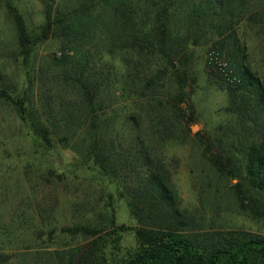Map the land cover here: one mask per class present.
Listing matches in <instances>:
<instances>
[{"label":"trees","instance_id":"16d2710c","mask_svg":"<svg viewBox=\"0 0 264 264\" xmlns=\"http://www.w3.org/2000/svg\"><path fill=\"white\" fill-rule=\"evenodd\" d=\"M16 3L3 5L18 80L0 74V105L22 125L32 155L56 147L75 154L58 178L82 183L87 176L109 188L95 186L93 203L77 206L63 231L91 242L114 227L116 240L131 232L137 247L122 264H264V235L214 229L181 207L167 155L185 143L193 113L181 105L190 100L192 53L206 47V68L228 104L213 134L199 140L211 171L203 183L227 188L226 196L214 194L219 207L224 197L264 223V81L241 39L247 30L264 35L261 0H40L35 28ZM49 40L59 55L40 62L37 51ZM210 53L226 66L209 64ZM118 201L133 227L116 225ZM93 257L86 252L73 264ZM7 259L0 253V263Z\"/></svg>","mask_w":264,"mask_h":264},{"label":"rangeland","instance_id":"374dc122","mask_svg":"<svg viewBox=\"0 0 264 264\" xmlns=\"http://www.w3.org/2000/svg\"><path fill=\"white\" fill-rule=\"evenodd\" d=\"M6 1H17L29 28H35L41 22L42 6L40 0H0V74L15 82L18 75L8 63L15 39L6 19L3 5ZM261 2L264 4V0ZM263 37V34L247 30L241 39L247 46L251 67L264 81ZM207 52L206 47H196L192 53L190 100L181 105L185 111L191 107L193 113L187 112L191 120L184 127L185 143L178 141L167 149L173 184L181 207L197 222L204 221L223 231L242 229L264 235V223L252 221L232 210L224 197L219 207L214 194L218 190L225 195L226 187L209 189L203 183L211 177V171L199 140L213 134L225 119L223 109L228 104L226 92L208 73ZM54 53L59 55V47L54 40H49L39 47L38 61L43 62ZM40 153L32 155L30 140L22 125L10 110L0 105V253L8 256L0 264H73L75 256L81 257L92 251L93 264H122L137 247L131 232L121 233L116 240L119 231L114 227L103 231L98 242H91L70 238L63 231L75 223L73 211H77L76 207L81 212L93 203L94 187L100 189L102 186L89 181L87 176L82 183L71 176L58 178L75 162V154L70 150L56 147L52 153ZM228 182L235 183V180ZM102 188L105 193L109 191V188ZM114 206L116 225L133 227L135 223L125 204L118 201Z\"/></svg>","mask_w":264,"mask_h":264},{"label":"built area","instance_id":"2783aa9c","mask_svg":"<svg viewBox=\"0 0 264 264\" xmlns=\"http://www.w3.org/2000/svg\"><path fill=\"white\" fill-rule=\"evenodd\" d=\"M209 64L213 65L216 68H224L226 66V63L222 61L221 59L214 57L213 53L209 54Z\"/></svg>","mask_w":264,"mask_h":264},{"label":"water","instance_id":"95a60500","mask_svg":"<svg viewBox=\"0 0 264 264\" xmlns=\"http://www.w3.org/2000/svg\"><path fill=\"white\" fill-rule=\"evenodd\" d=\"M195 129V128H194Z\"/></svg>","mask_w":264,"mask_h":264}]
</instances>
